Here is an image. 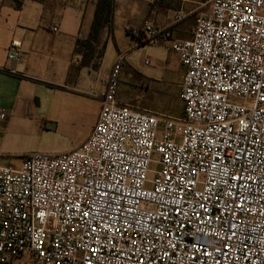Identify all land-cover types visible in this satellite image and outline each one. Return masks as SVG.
<instances>
[{
	"label": "built area",
	"instance_id": "2783aa9c",
	"mask_svg": "<svg viewBox=\"0 0 264 264\" xmlns=\"http://www.w3.org/2000/svg\"><path fill=\"white\" fill-rule=\"evenodd\" d=\"M172 50L182 120L120 105L119 57L79 147L0 167V264H264V0H212Z\"/></svg>",
	"mask_w": 264,
	"mask_h": 264
},
{
	"label": "crops",
	"instance_id": "0c3cea01",
	"mask_svg": "<svg viewBox=\"0 0 264 264\" xmlns=\"http://www.w3.org/2000/svg\"><path fill=\"white\" fill-rule=\"evenodd\" d=\"M112 1V20L101 31L99 41L93 43L94 54L87 66L82 64L85 50L77 52L78 42L88 41L99 0L2 1L0 114L4 112L5 118H0V140L31 138L42 129L66 122L78 124L86 118L91 122V131L80 141L83 143L97 122L105 79L119 57L123 58L122 70L139 74L155 100L160 98L164 106L161 111L171 109L165 97L177 84L181 89L183 80L180 58L172 45L192 39L195 23L179 25L186 19V12L174 13L159 3ZM179 12L186 16L178 21L175 17ZM146 22L169 30L171 37L151 42L145 36ZM14 47L22 55L19 63L7 57ZM152 50L156 62L150 59L146 66L147 54ZM117 101L120 104L118 93Z\"/></svg>",
	"mask_w": 264,
	"mask_h": 264
},
{
	"label": "rangeland",
	"instance_id": "374dc122",
	"mask_svg": "<svg viewBox=\"0 0 264 264\" xmlns=\"http://www.w3.org/2000/svg\"><path fill=\"white\" fill-rule=\"evenodd\" d=\"M211 1L158 0L157 3L172 9L174 13L180 10L186 12V19L181 21L179 25H185L189 21L194 25L197 16L208 12ZM147 56L148 60L151 59L153 63L156 62L153 50ZM142 60L143 58H141V62ZM121 81L122 83L119 84L117 93L118 100H120L122 106H134V108L138 107L141 112L151 111L164 116L183 119V103L180 99L179 84L175 86V90L169 96L165 97L168 98L171 109L161 111L164 106L161 105L160 98L155 100V95L152 94L150 88L147 87L139 74L123 69L120 73ZM90 131L91 122L85 118L82 123L66 122L61 123L57 127L42 129L40 133L31 138H23L11 142L0 140V166L19 169L25 156L59 155L70 152L73 150L72 148L80 144V141Z\"/></svg>",
	"mask_w": 264,
	"mask_h": 264
},
{
	"label": "trees",
	"instance_id": "16d2710c",
	"mask_svg": "<svg viewBox=\"0 0 264 264\" xmlns=\"http://www.w3.org/2000/svg\"><path fill=\"white\" fill-rule=\"evenodd\" d=\"M113 17V1L112 0H99L97 5L96 14L92 24V30L90 37L86 42H78L77 52L81 53L82 48L85 50L83 52L82 64L87 66L89 61L94 54L93 43L99 41L101 31L111 22ZM102 56L100 53L99 57ZM27 156L23 157L25 159Z\"/></svg>",
	"mask_w": 264,
	"mask_h": 264
}]
</instances>
